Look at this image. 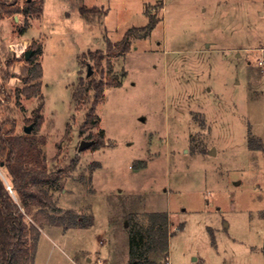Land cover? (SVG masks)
Returning <instances> with one entry per match:
<instances>
[{
    "label": "rangeland",
    "instance_id": "374dc122",
    "mask_svg": "<svg viewBox=\"0 0 264 264\" xmlns=\"http://www.w3.org/2000/svg\"><path fill=\"white\" fill-rule=\"evenodd\" d=\"M38 47L43 98L28 99L7 72ZM94 83L100 123L81 133ZM40 104L59 177L46 212L64 219L39 226L34 264H130L128 222L155 212L172 234L160 264H264V0H0V126L32 133Z\"/></svg>",
    "mask_w": 264,
    "mask_h": 264
},
{
    "label": "trees",
    "instance_id": "16d2710c",
    "mask_svg": "<svg viewBox=\"0 0 264 264\" xmlns=\"http://www.w3.org/2000/svg\"><path fill=\"white\" fill-rule=\"evenodd\" d=\"M31 11L37 12L30 5L25 13ZM86 12V8H81L83 16ZM148 19L146 26L129 29L124 38L116 43L121 55L129 53L131 37L140 34L148 37L156 28L159 20L153 15H148ZM111 46L108 44V47ZM40 51L38 47L35 57L29 60L27 66L12 63L8 67L7 73L11 81L26 84L21 94L28 99L43 98V67L40 63L34 64ZM16 58H21V55L17 54ZM109 85L117 88L121 87L122 83L113 79ZM92 87L95 90V101L80 129L81 133L97 128L100 123L96 107L104 100V84L94 83ZM42 109L43 104H40L28 120L29 124L34 126L32 133L16 134L15 126L10 130H3L5 123L0 126V165L6 170L5 177L8 181L7 183L0 175V264H34L41 237L39 226L44 223L61 224L64 219L50 216L46 212L57 209L49 189L57 186L59 177L49 170L43 151L39 147V144H44V139L36 137L44 122ZM99 134L100 139H97V136L91 137L90 142H93V145L89 149L97 150L103 147L105 133L101 131ZM34 208L40 210L34 216V223H29L26 217ZM128 223L130 264H160L157 261L159 258L168 261L172 234L167 214L148 213L141 220L132 216Z\"/></svg>",
    "mask_w": 264,
    "mask_h": 264
},
{
    "label": "water",
    "instance_id": "95a60500",
    "mask_svg": "<svg viewBox=\"0 0 264 264\" xmlns=\"http://www.w3.org/2000/svg\"><path fill=\"white\" fill-rule=\"evenodd\" d=\"M32 54V51L26 52V60L28 61L30 59V56ZM92 74V70L89 69L88 76ZM32 130V126L25 128L26 133H30ZM93 145V142L90 141H83L80 145V151L88 150ZM213 151V150H212Z\"/></svg>",
    "mask_w": 264,
    "mask_h": 264
}]
</instances>
